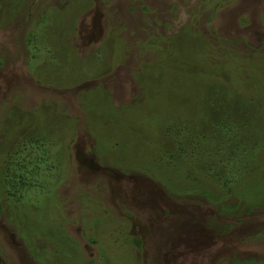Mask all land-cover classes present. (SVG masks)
Masks as SVG:
<instances>
[{"label":"rangeland","instance_id":"374dc122","mask_svg":"<svg viewBox=\"0 0 264 264\" xmlns=\"http://www.w3.org/2000/svg\"><path fill=\"white\" fill-rule=\"evenodd\" d=\"M247 51L264 0H0V125L26 130L0 131V159L40 162L22 193L40 220L3 208L0 264H264Z\"/></svg>","mask_w":264,"mask_h":264},{"label":"trees","instance_id":"16d2710c","mask_svg":"<svg viewBox=\"0 0 264 264\" xmlns=\"http://www.w3.org/2000/svg\"><path fill=\"white\" fill-rule=\"evenodd\" d=\"M250 51H256V49L253 48ZM250 51L249 52L247 51V54L249 56H251L252 59L259 60L260 64L263 65L264 52H259L258 54H253ZM231 54L234 55L233 52H231V50H230V55ZM229 61L230 60H228L227 62H229ZM214 66H216V65H214ZM263 67H264V65H263ZM217 68H218L217 70H220L219 66ZM251 79H253V77ZM44 108L51 109L50 106H46V105L44 106ZM15 115H17V113H12V114H10L9 117L7 116L8 120H9V124H10L9 125L10 129L6 128V127L4 128L2 125H0L1 126L0 131H2V134H4V136L6 138H11V135H9V134H7V132H5V129H8L9 131L15 132L16 136H14V137L16 139L17 138L21 139L22 136H25V134H26V130L22 129V127L25 128V126H24L25 123L24 122L20 123V121L18 122L19 118H16ZM28 121H30V120L28 119ZM20 129H21L22 133L19 134L18 132L20 131ZM158 155H159V153H158ZM169 155L166 151L165 152L162 151L160 153L161 160L166 161L167 163H169V162L171 163L172 160H171V157ZM165 159H167V160H165ZM39 165H40V162L37 159H34L32 161H28V162L27 161L23 162L20 159H14L11 155L8 156L7 160L0 159V214L3 212V210H4L3 208H5V206H7V204H8V206H7L8 211H10L12 214L19 215L20 218H22L24 220H27L28 224L32 223L33 221L38 222L40 220V217L36 213L39 210L38 207L37 208L35 207L36 212L34 211L33 215H32V213H30V216H28L24 213L25 208L23 206H27L28 211H31L32 207L27 205V204H29V202L23 201V198H22L23 197L22 193L27 192L30 189H33L32 188L33 183H30V181H31V178L36 175L37 170L39 168ZM245 174H246V176L249 175L248 172ZM218 176H220V175H218ZM222 182L225 184L226 183L230 184L229 177L228 176L222 177ZM258 182H260V181H258ZM263 183H264V180H263ZM228 189H231V188H228ZM231 190H229L228 192L231 193ZM3 192H5L6 195L2 194ZM5 209H7V208H5ZM55 214L54 215L52 214L50 216H46V220H49L48 222L52 223L51 219L53 218V216H57ZM54 220H55V218H54ZM55 224H57V223H55ZM56 226L60 230V235L56 232H49L50 234L53 235L56 243H59V236H62V238H66L67 241L71 242L74 245H77L76 241H73L72 239L69 238V235L66 233L65 225L63 224V222H61L60 224H57ZM47 234H48V232H47ZM65 255L67 256L66 261H65L67 263L68 262L67 260H69V251H65ZM59 257H60V261L63 262L62 257L61 256H59ZM42 261L44 262L43 259H42ZM58 264H62V263H58Z\"/></svg>","mask_w":264,"mask_h":264},{"label":"clouds","instance_id":"9594fccd","mask_svg":"<svg viewBox=\"0 0 264 264\" xmlns=\"http://www.w3.org/2000/svg\"><path fill=\"white\" fill-rule=\"evenodd\" d=\"M28 205V204H27ZM30 213V211H28Z\"/></svg>","mask_w":264,"mask_h":264}]
</instances>
